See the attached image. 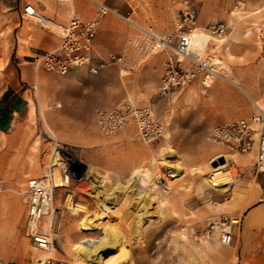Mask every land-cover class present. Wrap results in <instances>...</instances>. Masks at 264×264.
I'll list each match as a JSON object with an SVG mask.
<instances>
[{"label":"rangeland","instance_id":"1","mask_svg":"<svg viewBox=\"0 0 264 264\" xmlns=\"http://www.w3.org/2000/svg\"><path fill=\"white\" fill-rule=\"evenodd\" d=\"M27 1L53 23L42 25L25 19L24 30L33 32L40 27L48 28L58 35L66 23L52 15H62V11L52 10L46 0ZM57 1L68 6L70 0ZM83 1L94 7L95 14L97 6L94 1ZM98 1L121 7V11L132 14L137 22L157 32L171 30L178 15V5L171 0ZM194 2L198 16L203 12L206 19L202 26L224 22L226 33H231L233 43L230 50L216 48L227 77L246 86L245 79H253L249 74L260 71L264 74V0ZM76 12L86 19L85 8ZM7 13L8 10L0 3V89L4 69L14 58L16 40L15 30L10 27L13 19ZM43 52L38 50L25 59H35ZM74 70L91 74L99 72L92 73L86 67H77L70 72ZM70 72L61 75L42 69L44 75L64 76ZM106 75L110 82V97L105 106L112 107L126 96H129L126 100L135 105H150L155 118L165 128L164 136L153 142H144L133 124L115 135L105 136L94 121L93 110L97 106L77 128L69 123V119L55 112L58 98L54 79L42 77L46 88L35 89L27 105L10 117L7 128L0 130V178L3 180L0 220H8L12 224L0 229L14 236L15 248L28 256L25 259L28 264L30 257L34 262L39 254H46L32 249L30 240L24 235V188L29 177L43 176L44 164L54 154L55 143L60 142L63 151L73 157V167L79 178L69 187L54 190L51 208L42 219L41 227L50 228L53 236L49 255L65 264H98L97 260L85 259L75 253L73 243L81 236L104 235L111 239L109 229H112L125 243L127 260L122 264H248L240 258L233 262V256H237L233 241L222 243L214 223L225 214L238 217L239 224L234 228L233 237L239 235L242 213L235 216L222 203L233 195L239 184L258 186L257 177L261 172L254 164L255 150L227 154L225 147L212 141L209 134L220 123H215L216 116L227 114L226 121L248 117L254 110V101L236 85L222 79H217L209 87L194 83L162 95L159 93L162 75L157 56L128 74L124 71L119 73L117 67L111 65ZM254 84L260 85L258 81ZM215 85L218 87L216 96L211 91ZM255 99L264 111V100ZM222 153L229 160L219 172H227L234 179L225 191L211 187L204 180L205 176L215 172L211 160ZM138 167L142 168L139 170ZM134 169L138 171L135 179L126 183ZM97 190L103 192L94 195ZM105 192L110 195L104 201L107 208L101 200L108 194ZM140 192L157 199L146 205L138 199ZM14 195L18 196V202L9 200ZM76 204L83 205L85 210H73ZM98 212H103V215L98 217ZM83 219H92L90 231L80 228ZM6 264L17 263L8 261ZM251 264H264V259L252 260Z\"/></svg>","mask_w":264,"mask_h":264},{"label":"built area","instance_id":"2","mask_svg":"<svg viewBox=\"0 0 264 264\" xmlns=\"http://www.w3.org/2000/svg\"><path fill=\"white\" fill-rule=\"evenodd\" d=\"M93 1L97 6L95 15L84 19L75 13L71 14L58 34V46L36 56L37 65L46 71L61 75L77 67H86L92 73H97L100 66L94 65L92 50L99 18L106 13H113L131 26L120 52L111 57L119 73L135 72L150 56L167 52L159 84V93L162 95L169 94L174 88H183L194 83L209 87L217 79L226 80L227 74L221 68V58L216 48H227L224 41L227 26L224 22L200 26L194 0H171L178 5V15L173 21L172 29L165 32H157L139 25L128 16L120 15L104 2ZM21 17L42 25L48 19L31 3L24 6ZM196 30L204 31L211 37L203 55L194 54L188 49L189 35ZM93 116L97 129L105 136L115 135L129 124L136 127L144 142H153L164 136L165 128L155 118L148 104L135 105L126 100L108 108L97 106L93 110ZM209 138L223 145L227 154L254 148V164L258 172L264 173V111L261 107L254 105V110L248 117L214 126ZM55 146L54 154H51L44 164L43 176L29 177L24 188V235L30 240L32 249L46 252L44 255H38L33 264H65L63 260L49 255L53 247L52 231L50 228L41 227V224L44 215L51 208L54 190L69 187L79 178V174L73 167V157L63 151V144L57 142ZM220 155L224 157V153L218 156ZM2 190L3 180L0 178V191ZM214 224L218 228L221 242L229 244L233 239L234 228L239 224V218L225 214Z\"/></svg>","mask_w":264,"mask_h":264},{"label":"crops","instance_id":"3","mask_svg":"<svg viewBox=\"0 0 264 264\" xmlns=\"http://www.w3.org/2000/svg\"><path fill=\"white\" fill-rule=\"evenodd\" d=\"M46 1L51 5L52 10L62 11V15H52L61 23H66L73 13L79 15V12L76 11H81L84 8L87 10L84 17L91 18L95 15L93 14L94 7L84 3L83 0H70L69 8L64 4H59L57 0ZM0 3L8 10L7 16L13 19L10 27L15 30L14 35L16 38L13 46L14 58L10 60V64L4 69V80L0 89V130L7 128L10 117L27 105L28 98L33 95L35 89L40 91L42 88H46V82L42 80V77L47 78V80L54 79V89L57 94L56 98H58L56 104L58 107L55 112L69 119V123L77 128L82 126L85 118L87 120L88 115L95 106L104 105L103 107H107L105 105H108L110 97V82L106 75L107 68L111 65L116 67L111 57L120 52L125 36L131 29V26L122 17L113 13H106L99 18L92 50L93 63L100 66L97 74L86 73L84 70H74L64 76L44 75L42 74V68L36 63V57L29 60L25 59V56H33L38 50H53L59 44V36L48 28L46 30L40 27L33 32L24 30L25 19L21 15L24 6L28 3L27 0H3ZM109 6L120 15L128 16L135 23L142 25L131 17L132 14L129 15L128 12L127 14L121 11V7ZM47 20L53 23L50 18ZM205 21L203 12H201L198 16V24L202 26ZM230 36V32L225 34V45L227 46L225 51L230 50L233 43V38ZM167 55V52L152 55L144 64L157 56L162 75L163 62L166 60ZM253 69L257 71V68L253 67ZM248 76L253 77V79H245L246 86L235 79H229V82L243 90L252 101L256 100L255 97L264 100V74L260 71ZM255 81H258L260 85L256 86ZM211 91L216 96L218 87L213 86ZM128 98L129 96H126L112 106ZM228 117L227 114L219 115L216 116L214 121L221 124L226 122ZM257 180L258 186H253L251 183L248 188L246 184H239L233 195L222 203L225 205V209L233 212L235 216L242 213L239 235L233 237V242L231 241L237 254V256H233V262L240 258L242 262L251 264L252 260L264 259V173L261 172ZM9 200L18 202L19 198L14 195ZM8 226H12L11 222L0 220V227ZM27 257L23 251L21 252V250L15 248L14 236L5 234L0 229V264H6L8 261H15L17 264H28V261L25 262ZM29 264H33L32 257H30Z\"/></svg>","mask_w":264,"mask_h":264},{"label":"bare ground","instance_id":"4","mask_svg":"<svg viewBox=\"0 0 264 264\" xmlns=\"http://www.w3.org/2000/svg\"><path fill=\"white\" fill-rule=\"evenodd\" d=\"M43 24H51V22L46 19L43 22ZM60 30H61V28H60ZM210 39H211V37L204 31H200V30L193 31L189 35V38H188V49H190L194 54L203 55L208 48V43L210 42L209 41ZM225 79L227 81H229V78L227 76ZM253 101H254L255 106L256 105L259 106L258 101H256V100H253ZM220 156H223V155H220ZM224 159H225V161L223 163H218L217 165L212 166V169H214L215 172L204 177V180L206 181V183L208 185H210L211 187H213L215 189H219V190H223V191L228 190L231 186L232 181L234 180L233 177L229 176V174L227 172H221V173L219 172V169L223 168V166L226 165L228 160H229L228 156L225 154H224ZM54 160L56 161L57 158L55 157ZM137 172L138 171L135 170L129 177H127L126 183H129L133 179H135L134 177H135V174ZM164 188H165V191H167L168 187L165 186ZM101 190L94 191L95 192L94 195H98V193L100 194V192H103ZM105 193H108V194H105L104 198L101 200H102L104 207L107 208L104 201L107 200L110 195H109V192H105ZM138 199H140L141 202H143L144 204L148 205L150 202H152L153 200H156L157 198L153 197L149 194H145L143 192H140L138 194ZM76 209L84 211L85 207L81 204H76L73 210H76ZM143 210L145 211L146 209H142V211ZM102 215H103V212L97 213L98 217H101ZM92 225H93L92 219H90V221L83 219L80 228L83 230H89L90 231V229L92 228ZM109 232L112 233L111 239H108L104 235H101L98 237L81 236L80 238L77 239V241H75L73 243V250L75 251V253L81 255L85 259L92 258V260H97L98 264H109V262H112L115 264H119V263L122 264L124 261L127 260L126 254H125L126 250L124 247L125 243H123L119 239L118 235L115 234L112 229H109ZM105 248H113V251L108 252L106 255H103L102 250ZM92 256H94V258ZM99 260L101 262H99ZM107 261H109V262H107Z\"/></svg>","mask_w":264,"mask_h":264},{"label":"water","instance_id":"5","mask_svg":"<svg viewBox=\"0 0 264 264\" xmlns=\"http://www.w3.org/2000/svg\"><path fill=\"white\" fill-rule=\"evenodd\" d=\"M225 161L223 156H218L217 158H214L211 160L212 165H217L218 163H223ZM113 251V248H105L102 250V254L106 255L108 252Z\"/></svg>","mask_w":264,"mask_h":264}]
</instances>
